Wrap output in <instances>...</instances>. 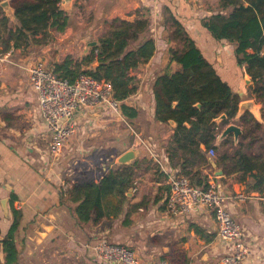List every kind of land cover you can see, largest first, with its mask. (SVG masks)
<instances>
[{"label": "crops", "instance_id": "1", "mask_svg": "<svg viewBox=\"0 0 264 264\" xmlns=\"http://www.w3.org/2000/svg\"><path fill=\"white\" fill-rule=\"evenodd\" d=\"M1 1L9 2V13L0 9L14 25L11 0ZM214 1L70 0V25L64 33L56 34L52 44L28 54L10 49L0 55V239L16 211L23 238L18 264H101L92 251L100 241L128 248L141 264L169 263L177 252L186 256V264H219L222 250L215 239L216 224L206 209L199 207L183 217L166 212L169 178L182 174L177 158L171 162L166 152L175 126L154 120L152 94L154 80L164 65V25L171 13L191 33L205 57L218 63L217 72L233 93L241 101L252 100L247 95L245 86L249 83L244 70L241 74L232 58L221 52L218 62L200 26V20L212 15ZM142 13L149 19L155 51L149 62L130 72L136 91L124 104L135 109L136 117L130 119L103 107L79 108L73 118L75 135L52 159L48 152L50 134L25 68L39 60L53 65L67 56L81 61L88 54V44L101 37L102 24H107V31L113 19L133 22ZM221 44L232 50L226 42ZM222 140L218 136L216 146ZM133 148L138 150V163L122 212L95 224H79L68 205L61 202L62 195L72 185L98 183L116 165V159ZM205 157L209 165L196 162L190 167L207 178L221 169L212 167L207 153ZM213 183L223 195L244 194L243 201H229L226 208L242 227L250 247L244 264H264V191L247 193L246 186L233 176L214 177ZM118 199L110 196L104 201L107 212H112ZM134 215L135 221L130 219Z\"/></svg>", "mask_w": 264, "mask_h": 264}, {"label": "trees", "instance_id": "2", "mask_svg": "<svg viewBox=\"0 0 264 264\" xmlns=\"http://www.w3.org/2000/svg\"><path fill=\"white\" fill-rule=\"evenodd\" d=\"M60 3L61 0H11L14 25L0 9V55L10 49L28 54L52 44L56 34L64 33L70 25V16ZM212 12L210 17L200 20L211 50L215 56L221 52L232 58L241 74L244 70L250 81L245 86L247 95L264 105V0H218ZM164 26L167 45L164 65L152 85L154 120L163 125L175 123L173 137L166 145L167 155L171 162L177 158L180 173L188 177L191 185L206 189V176L190 166L196 162L209 165L205 155L209 149L217 150L221 145L215 144L221 126L235 118L241 100L218 74V63L205 57L182 22L169 13ZM221 41L232 46V50L226 49L225 54ZM154 51L149 19L142 13L133 22L113 19L106 33L97 39V45L90 47L81 61L67 56L49 65L59 78L69 83H74L80 74L106 81L113 99L123 102L136 91V80L130 72L149 62ZM173 66L177 69L173 70ZM120 111L127 118L136 117L132 107L122 105ZM221 115L226 119L219 125L214 120ZM239 123L243 127L241 135L235 144L231 142L230 153L219 154L214 164L224 176H233L236 182L244 184L247 193H262L264 136L259 134L262 126L249 113L242 115ZM137 163L135 160L131 165H114L98 183L72 185L61 202L68 205L79 224H95L111 214L117 216L128 201L126 193L133 187ZM110 196L119 199L109 213L104 201ZM19 222L18 213L13 211L12 224L0 240V264H18L23 245ZM169 263L186 264L187 259L177 252Z\"/></svg>", "mask_w": 264, "mask_h": 264}, {"label": "built area", "instance_id": "3", "mask_svg": "<svg viewBox=\"0 0 264 264\" xmlns=\"http://www.w3.org/2000/svg\"><path fill=\"white\" fill-rule=\"evenodd\" d=\"M25 71L50 134L48 152L52 159L59 156L64 145L75 135L76 123L73 118L77 109L103 107L120 115V107L125 105V100L118 102L113 99L108 82L97 81L86 74H80L74 83H69L59 78L54 69L42 60L25 68ZM60 121L63 122L59 124ZM207 156H214V150L209 149ZM214 177V173L207 177L208 187L205 189L191 185L186 176H171L165 199L166 212L172 217H183L199 207L206 209L216 224L215 239L222 250L219 264H244L249 257L250 247L243 238L242 227L233 220L226 204L229 201H243L245 196L238 193L229 197L219 193L213 183ZM92 251L101 264H141L128 248L105 241L96 243Z\"/></svg>", "mask_w": 264, "mask_h": 264}, {"label": "water", "instance_id": "4", "mask_svg": "<svg viewBox=\"0 0 264 264\" xmlns=\"http://www.w3.org/2000/svg\"><path fill=\"white\" fill-rule=\"evenodd\" d=\"M61 1H62V4L60 5L61 9L65 12H67L69 4H70V0H61ZM0 8H2L4 11L9 13L10 12L9 2L8 1H1L0 2ZM96 45H97V42H92V43H89L87 47L90 48V47H94ZM220 60H221V56L218 54L217 55V61L220 62ZM249 82L250 81L247 80V83H249ZM173 105H175V104H173ZM196 107H199V104H196ZM245 113H249L257 119L259 116V106L253 100L240 101L239 104L237 105V112H236L234 119L239 120L238 118H240ZM223 119H226L225 115H221L220 117L215 119L214 122L219 124ZM61 122H63V121H60L59 124H61ZM169 124L172 126L173 125L175 126V123L173 121H169ZM225 127L226 128L224 129V131H222L221 134L219 135V140H222V139L228 137L229 135H233L234 140L237 141L238 137L242 133L241 128L238 127L237 125L232 124L231 122H229V124L226 125ZM137 156H138V150L133 148V149L126 151L122 155H120L116 159L115 163H116V165H119V166L120 165H131L136 160ZM211 165H212V167L215 168V164L213 161H211ZM214 175L216 177H220L223 175V172L221 170H218V171L214 172ZM131 191H132V188H130L127 191L126 196H129Z\"/></svg>", "mask_w": 264, "mask_h": 264}, {"label": "rangeland", "instance_id": "5", "mask_svg": "<svg viewBox=\"0 0 264 264\" xmlns=\"http://www.w3.org/2000/svg\"><path fill=\"white\" fill-rule=\"evenodd\" d=\"M217 3H218V0H215L214 2H212V6H213V10H215L216 9V7H217ZM102 27H101V31H100V33H101V36L102 35H104V32L106 31V26H107V24L105 23V24H102L101 25ZM103 33V34H102ZM227 46V45H226ZM225 45H222V47H224V53L226 54V49H228L227 47H226ZM205 47V46H204ZM166 52V51H165ZM164 55H165V53H164ZM247 79L249 80V77L247 76ZM249 97V96H248ZM251 98V97H250ZM255 103H257L256 101H255V99L254 98H251ZM257 105L259 106V116H258V118L256 119L254 116V119L256 120V121H258L260 124H261V126H262V131L259 133L260 135H262L263 134V136H264V105H261V104H259V103H257ZM239 119V118H238ZM229 122H231L232 124H234V125H237L238 127H240L241 128V132L243 131V127L240 125V123H239V120H236V119H232V120H230ZM220 125V124H219ZM226 127L225 126H221V132L222 131H224V129H225ZM257 134V133H256ZM234 142V144L236 143V141L234 140V138H233V135H230L226 140H222L220 143H219V147L217 148V150H214V156H212V157H210V160L211 161H213L214 162V160L216 159V157H217V155H219V154H221V153H225V152H227V153H230V148H231V142ZM256 148V147H255ZM255 148L253 149V151L255 152ZM250 152H252V150L250 151ZM209 174H211V173H209ZM130 219H133L134 221L135 220H137V215H134V216H132V217H130ZM233 220L236 222V223H238L237 222V220L236 219H234L233 218ZM239 224V223H238ZM126 246V245H125ZM131 247V246H130ZM132 248V247H131ZM136 247H134V248H132L133 250H136L135 249ZM143 256H146V257H148L149 258V256H147V254H145L144 252H143ZM141 258H142V256H140ZM159 257H160V255H159ZM159 257H158V262H159ZM159 264V263H158Z\"/></svg>", "mask_w": 264, "mask_h": 264}]
</instances>
